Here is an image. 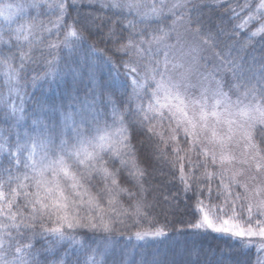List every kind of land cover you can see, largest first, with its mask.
<instances>
[{
	"label": "snow or ice",
	"instance_id": "6c2138e0",
	"mask_svg": "<svg viewBox=\"0 0 264 264\" xmlns=\"http://www.w3.org/2000/svg\"><path fill=\"white\" fill-rule=\"evenodd\" d=\"M0 264H264V0H0Z\"/></svg>",
	"mask_w": 264,
	"mask_h": 264
},
{
	"label": "trees",
	"instance_id": "16d2710c",
	"mask_svg": "<svg viewBox=\"0 0 264 264\" xmlns=\"http://www.w3.org/2000/svg\"><path fill=\"white\" fill-rule=\"evenodd\" d=\"M57 95H59V90L56 93ZM219 242L214 240L211 236L207 237L205 240L202 241V244L205 248L211 246V247H215Z\"/></svg>",
	"mask_w": 264,
	"mask_h": 264
}]
</instances>
